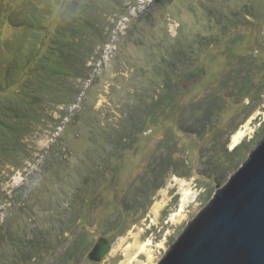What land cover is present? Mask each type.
Instances as JSON below:
<instances>
[{
    "label": "rangeland",
    "instance_id": "1",
    "mask_svg": "<svg viewBox=\"0 0 264 264\" xmlns=\"http://www.w3.org/2000/svg\"><path fill=\"white\" fill-rule=\"evenodd\" d=\"M71 2L0 0V45L21 31L24 4L51 3L50 34ZM109 5L65 84L71 102L48 104L50 119L0 166V264H120L135 239L157 264L264 137V0ZM187 185L196 197L172 221ZM101 238L109 252L91 261Z\"/></svg>",
    "mask_w": 264,
    "mask_h": 264
},
{
    "label": "trees",
    "instance_id": "2",
    "mask_svg": "<svg viewBox=\"0 0 264 264\" xmlns=\"http://www.w3.org/2000/svg\"><path fill=\"white\" fill-rule=\"evenodd\" d=\"M110 1L72 0L50 34L47 21L53 15L51 3L43 10L26 4L20 8L22 18L14 25L21 31L0 45V58L9 46H15L13 60L0 61V90H14L0 98V166H10L23 138L50 119L48 104L66 106L71 102L66 99L65 84L81 76L82 58L90 51L86 49L88 34L93 31L97 37L93 19L108 15ZM3 20L0 18V24ZM197 119L204 131L210 128L206 114ZM166 139L167 135L161 143ZM173 165L169 167L172 170ZM174 170L177 176H185Z\"/></svg>",
    "mask_w": 264,
    "mask_h": 264
},
{
    "label": "water",
    "instance_id": "3",
    "mask_svg": "<svg viewBox=\"0 0 264 264\" xmlns=\"http://www.w3.org/2000/svg\"><path fill=\"white\" fill-rule=\"evenodd\" d=\"M109 249L101 238L89 259ZM157 264H264V137Z\"/></svg>",
    "mask_w": 264,
    "mask_h": 264
},
{
    "label": "bare ground",
    "instance_id": "4",
    "mask_svg": "<svg viewBox=\"0 0 264 264\" xmlns=\"http://www.w3.org/2000/svg\"><path fill=\"white\" fill-rule=\"evenodd\" d=\"M247 128V126H245ZM242 131L236 132L233 134L232 142L235 144L238 139L242 136ZM181 186L185 184L184 181H179ZM186 186V185H185ZM181 204L179 210L175 213L176 215L172 217V221L177 222L179 219L183 218V212L185 207L196 197V193H194L191 189H189L188 185L187 188L181 190ZM162 202H158L154 205L152 209V214L154 217H157L159 210L162 208ZM179 220V221H180ZM140 255L145 256L146 261L142 262L138 258ZM124 260L120 262V264H153V250L150 247L149 241L148 242H140L139 240L135 239L133 244L128 245L124 249Z\"/></svg>",
    "mask_w": 264,
    "mask_h": 264
}]
</instances>
